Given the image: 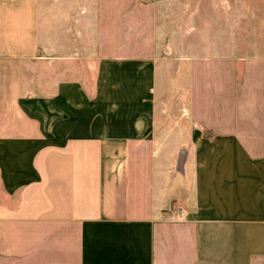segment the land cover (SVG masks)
<instances>
[{"label":"crops","instance_id":"0c3cea01","mask_svg":"<svg viewBox=\"0 0 264 264\" xmlns=\"http://www.w3.org/2000/svg\"><path fill=\"white\" fill-rule=\"evenodd\" d=\"M258 1L0 0V264H264Z\"/></svg>","mask_w":264,"mask_h":264},{"label":"rangeland","instance_id":"374dc122","mask_svg":"<svg viewBox=\"0 0 264 264\" xmlns=\"http://www.w3.org/2000/svg\"><path fill=\"white\" fill-rule=\"evenodd\" d=\"M250 4H254V5H256V4H258L259 3V1L258 0H250V2H249ZM234 4L236 5V2L234 1ZM237 12H239L238 10H237V7H234V14L235 15H238L237 14ZM240 13V12H239ZM236 23V22H235Z\"/></svg>","mask_w":264,"mask_h":264},{"label":"built area","instance_id":"2783aa9c","mask_svg":"<svg viewBox=\"0 0 264 264\" xmlns=\"http://www.w3.org/2000/svg\"><path fill=\"white\" fill-rule=\"evenodd\" d=\"M177 217H182L181 215H178Z\"/></svg>","mask_w":264,"mask_h":264}]
</instances>
